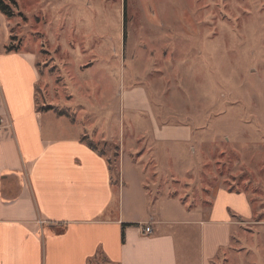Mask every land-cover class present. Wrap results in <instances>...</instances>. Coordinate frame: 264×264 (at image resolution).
I'll return each mask as SVG.
<instances>
[{
    "label": "rangeland",
    "instance_id": "374dc122",
    "mask_svg": "<svg viewBox=\"0 0 264 264\" xmlns=\"http://www.w3.org/2000/svg\"><path fill=\"white\" fill-rule=\"evenodd\" d=\"M126 2L125 29L124 0H0V53L14 47L38 56L46 130L47 110L58 112L54 131L64 136L97 116L86 138L112 115L127 149L135 141L147 161L159 156L158 184L146 183L149 202L136 200L132 218L146 219L169 197L203 214L218 187L246 191L264 210V0ZM133 87L147 98L146 111L123 105L124 88ZM162 125H186L196 136L191 144L156 140ZM95 144L115 166L113 147ZM233 239L214 264H264V217Z\"/></svg>",
    "mask_w": 264,
    "mask_h": 264
},
{
    "label": "crops",
    "instance_id": "0c3cea01",
    "mask_svg": "<svg viewBox=\"0 0 264 264\" xmlns=\"http://www.w3.org/2000/svg\"><path fill=\"white\" fill-rule=\"evenodd\" d=\"M13 49L0 53V264H212L235 231L262 220L264 210L257 211L246 191L224 187L215 189L203 214L189 213L169 197L155 204L152 214L147 207L146 219L132 218L136 200L149 202L146 183L151 189L158 184L152 170L159 156L147 161L148 151L135 141L127 149L121 119L110 124L112 115L101 119L106 129L96 122L86 138L85 128L97 116L89 117L77 136H64L54 131L58 112L47 110L46 130L37 108L38 56ZM92 65L89 60L81 69ZM124 90V106L146 111L143 93ZM159 129L156 140L191 144L196 136L186 125ZM90 141L112 146L116 165L108 153L93 151ZM128 224L133 227L126 228L122 243V226ZM147 226L152 233H145ZM192 244L197 250L190 257Z\"/></svg>",
    "mask_w": 264,
    "mask_h": 264
},
{
    "label": "trees",
    "instance_id": "16d2710c",
    "mask_svg": "<svg viewBox=\"0 0 264 264\" xmlns=\"http://www.w3.org/2000/svg\"><path fill=\"white\" fill-rule=\"evenodd\" d=\"M124 18H125V20H124V23H125V29H126V21H127V2H126V0H124ZM124 38L126 39V30L124 31ZM89 147L93 150V151H96L97 149H98V147L96 146V144L94 143V142H92V141H90L89 142ZM127 227H133V225H130V224H128V225H123L122 226V243H124L125 242V230H126V228ZM193 240V239H192ZM233 238H232V240H231V244H232V242H233ZM180 245V244H179ZM181 246V245H180ZM231 246V245H230ZM229 246V247H230ZM190 251H189V253H188V255L190 256V257H192L193 255H194V251H195V249L197 250V247H196V245H194V244H192L191 246H190ZM228 249V248H227ZM222 251H224V250H221V252ZM188 252V251H187ZM220 252V253H221ZM220 253H219V255H220ZM218 255V256H219ZM217 256V257H218ZM196 257H197V253H195V259H196ZM217 257L215 258V260L217 259ZM192 259V258H191ZM215 260H213V262H212V264H214V261ZM181 261H182V257H181Z\"/></svg>",
    "mask_w": 264,
    "mask_h": 264
},
{
    "label": "built area",
    "instance_id": "2783aa9c",
    "mask_svg": "<svg viewBox=\"0 0 264 264\" xmlns=\"http://www.w3.org/2000/svg\"><path fill=\"white\" fill-rule=\"evenodd\" d=\"M3 130V124H2V122H1V120H0V132ZM144 231H145V233L146 234H150V233H152V228L150 227V226H147L145 229H144Z\"/></svg>",
    "mask_w": 264,
    "mask_h": 264
}]
</instances>
